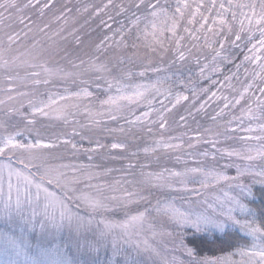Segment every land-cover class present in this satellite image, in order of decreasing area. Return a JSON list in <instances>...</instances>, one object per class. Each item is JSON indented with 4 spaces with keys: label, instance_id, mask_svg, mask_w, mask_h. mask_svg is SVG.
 I'll use <instances>...</instances> for the list:
<instances>
[{
    "label": "snow or ice",
    "instance_id": "snow-or-ice-1",
    "mask_svg": "<svg viewBox=\"0 0 264 264\" xmlns=\"http://www.w3.org/2000/svg\"><path fill=\"white\" fill-rule=\"evenodd\" d=\"M14 6L15 0H0L3 12ZM25 6L49 9L53 0H46L42 5L41 0H28ZM112 7H118V14L125 16L127 26L121 24L113 31L111 24L101 20L104 27L113 31V36H105L88 60L78 58L79 64L75 60L70 61V70L59 65L50 67L44 62L21 61L15 69L7 61L0 63V71L8 73L0 81V116L4 117L0 120V264H264V215L257 222L255 211L249 207L255 195L252 185L258 182L264 187V0H176L171 15L167 0L165 3L160 0H132L128 6L123 3L113 5L112 0H107L96 9L95 14L100 15ZM161 17L162 24L159 23ZM108 19L113 20V17ZM181 21L184 22L186 36L177 34ZM20 23L25 24V19L21 18ZM165 32L172 34L167 39L173 46L174 58L179 61L193 56L192 49L184 45L186 40L194 42L192 48H211L212 62L200 66L201 76L206 70L218 72L217 61L235 64L232 59L235 53L225 54L226 45L239 49L243 44L247 49L243 60L235 64L236 72L224 77V85L231 90L230 94L212 92L206 100L199 102V94L193 90V103L187 110L188 116L193 115L192 109H196L197 113L204 112L212 127L197 131L195 135H188L186 131L178 136L166 135L173 130L166 113H170L182 100L188 101L189 96L173 94L171 88H165V77L151 85H136L131 95L120 98L138 102L146 100V93L151 92L164 96L169 102L174 98L172 109L161 101L159 111L152 109L139 116L131 109L128 115L120 116L117 114L119 106L106 113L113 121L125 119L128 129H119L125 137L131 128L147 129V134L151 135L149 124H152L158 126L160 140L141 146L125 138L108 145L88 137L89 143L95 146L82 149L80 141L86 138L83 128L100 123L96 119L100 113H93L89 107L94 97L90 88L94 85L99 89L102 81L108 91L115 88L121 93L125 86L120 81L134 75L130 70L123 69L113 76L109 64L102 57L107 55L112 45L127 48L129 36L126 33H137V39L150 46L163 47ZM256 33L259 34L258 39H255ZM117 35L120 37L118 41L114 39ZM8 39L12 43L17 42L19 34L15 33ZM201 40L202 45L199 43ZM196 63L200 64L199 56H196ZM245 64L254 67L250 71L244 67ZM242 67L245 79L240 81ZM20 68L24 69L23 75ZM149 69L160 72L159 67L147 65L139 75L145 76ZM109 76L113 79L109 80ZM49 77L71 79L74 83L78 80L76 86L79 90L70 95H50L47 101L34 98V92L21 91L29 85H47ZM233 79L238 81L239 88L231 84ZM177 85L186 86L181 80L177 81ZM201 91L206 94L208 90ZM24 99L28 101L27 114L22 112ZM69 99L78 101L70 105L76 109L75 113L60 106V102L67 106ZM116 99L109 96L100 103L102 106L110 105ZM212 103L215 107L208 112L207 108ZM148 106L151 109V101H148ZM81 111L89 118L90 125L78 127L75 119L69 121V116ZM153 112L155 119H152ZM37 116H54L71 127V132L62 128L46 134L45 130L36 128ZM188 116L180 115L179 121L173 122L177 129L187 128ZM17 117L19 123H12ZM245 118L248 119V126H245ZM253 120L257 121L255 128L251 126ZM241 132L247 135L239 136ZM230 141L233 144L239 142L243 147L237 148L229 144ZM201 145L207 147L201 151ZM61 148L70 149L73 154L120 149L127 154L128 169L132 170V174L135 175L136 168L140 169V179L134 182L138 184V190L123 188L119 189L122 195H105V191L115 192L117 188L108 185L105 189L103 185L92 184L95 175L82 166L52 165L48 162ZM161 151L166 155L178 153L176 163L183 164V170L164 168L159 172H145L148 165L140 162V155L143 154L150 163L151 157L155 156V162L159 163L158 153ZM134 158L135 163L132 162ZM209 158L212 163H205ZM217 158L229 162L218 170L215 167ZM189 162L196 166L188 167ZM227 168H235L236 176H227L224 171ZM193 174L200 179H194ZM246 176L251 177L252 185L241 182ZM82 180L85 183L83 188L79 186ZM221 181L229 182L230 187L234 185V194L225 193L223 202L210 203L203 211L195 212H181L174 208L172 192L187 194L194 191L187 188L188 183L199 182L202 187H208ZM154 189L168 190L167 197H154ZM152 198L156 199L155 204H152ZM118 212L123 214L120 220L114 218ZM229 225L238 227L250 240L235 241L234 245H230L234 250L225 255L198 257L185 242L188 228L199 232L211 226L226 233ZM164 236L172 245L170 250L162 249L156 243L157 237ZM102 252L107 254L103 258Z\"/></svg>",
    "mask_w": 264,
    "mask_h": 264
},
{
    "label": "rangeland",
    "instance_id": "rangeland-1",
    "mask_svg": "<svg viewBox=\"0 0 264 264\" xmlns=\"http://www.w3.org/2000/svg\"><path fill=\"white\" fill-rule=\"evenodd\" d=\"M27 1L28 0H24L23 3L25 4ZM71 2H72L71 5L67 6L65 9L60 10L62 6L56 7L54 11L52 10L51 12L47 14H45V9L42 10L41 7H38L37 13H36L38 17V19L36 20L38 21H36V25L42 28L41 30H43V26H48L52 23H57V24L59 23L61 25L65 24L67 25V27L74 26V28H77V27L79 28L81 24L83 25L85 24L84 20H82L83 15L88 14L91 16L92 12L95 13L97 8L102 7L105 3H107V0H71ZM112 2H113V5L114 4L119 5L123 3L126 6H128L129 0H112ZM167 5L171 6L168 9L169 15H171V13L174 11L176 0H167ZM23 9H25V7L22 8V10L19 11V13L24 12ZM112 12H113V7L104 11V16L107 17L108 13L110 16ZM3 16H5V14L2 11V14H0V20H1L0 21V63L7 61L8 64L15 69L16 65L20 64L21 61L35 62L39 60L42 57V53H43V62H45L46 51H44L43 49H40V47H33L35 45H39L41 37L38 36V38L40 37V39L34 40L32 36L33 41H31L30 38L28 37V32L29 31L33 32L31 29L29 30V28H27V26L30 24L25 23L19 30H8L6 24L3 23L5 19H1ZM105 20L107 21L108 24H111V26L113 27L114 24L111 22V20L109 19H105ZM159 23L161 24L163 23V17H161ZM10 25H11V22L8 26ZM140 27L143 28L144 25L142 24ZM183 27H184V22L181 21L180 26L177 28V34L186 36L187 34L184 33ZM115 30L117 29H113V31ZM34 31L36 33L38 32L39 34L42 33L39 29L34 30ZM113 31H107L106 36L112 37ZM25 32L27 33L25 34ZM15 33H18L19 38H22V39L20 40V42L18 41L19 44L17 45V47L13 49L14 51H11V50L6 49L8 47L5 46V44L10 42L8 39L9 36ZM126 35L129 36L128 43H135L133 40H137L138 44L137 43L136 44L139 47L136 50L133 49L129 51L126 55H123L122 54L123 47L115 48V45H112V47L107 50V55L105 56V59H104L106 63L109 64L110 62L113 66H121L125 64L127 66H132V63H135L137 65L140 64V60L144 58V56L147 55L148 53L150 54V57L152 59L156 60L158 55L162 57V55L167 51H170L171 53L172 51L174 52L172 44L168 42V39H167L171 37L172 35L170 32H165L163 34L162 38L165 39V43L163 47H160L159 45L150 46L143 40L137 39V35H138L137 33H131V34L126 33ZM258 38H259V34L256 33L255 39H258ZM114 39L118 41L120 37L117 35L114 37ZM255 39L253 40V42H255ZM192 43L194 42H189L187 40L184 41V45L186 48L192 49ZM199 43L202 45L203 40H201ZM109 44H111V41H109ZM12 45L13 43L11 42L10 47H12ZM248 46L250 47L251 45L249 44ZM217 47L219 46L217 45ZM226 48H227V51L225 52L226 55H231L232 53H235V55L232 56V59L234 62H236V60L239 59V63H240L243 60V54H247V49L244 47L243 44H241L239 49L231 48L227 45H226ZM197 51L198 53H195L193 51V56L191 57L206 55L207 59H201L200 60L201 62L199 65L195 62L196 64L193 65L192 69L189 68L188 70H181L176 74L165 73V74H161L157 76L156 75L147 76L145 74V76L143 77L139 75L138 77L125 78L123 81H120V83H122L125 86L124 91L121 93H118L115 88H113L112 91H108L106 85L102 86V89H100L97 93L93 92L94 97L92 98V101L89 107L93 113H100V115L96 116V119L100 121V123L92 124L90 127L83 128V134L85 135L86 138L83 141H80L79 146L82 149L93 148L95 145L89 143L88 137H91L93 140L99 139L101 143L108 144V145H110L112 142H115L116 140L123 141L125 140V138L129 142L140 144L141 146H143L144 144H150L153 140H160L161 137L158 134L159 133L158 126L152 125V124H149V127H152L151 135L147 134V129L142 131L139 128H131L129 130V133L125 137V135H121L119 132V129L121 127L128 129V125L126 124L125 119L121 118V119L113 121L108 118V115L106 113L108 111H111L113 108H116L117 106H119V112L117 113L118 115L120 116L128 115V111L129 109H131V111L134 112L135 115L139 116L141 115V113L145 111H150L152 109L159 111L161 109V101L168 108L172 109V105L175 104L174 98H171V102H169V100L165 99L164 96H161L159 94L153 95L151 92L146 93V96H147L146 100L141 99L138 102H129L127 100L121 99L120 97L123 95H131L133 91L135 90L136 85H144V84L151 85V84H154L157 79H164L165 77L167 78L164 83L165 88H171L173 94L179 93L181 95L189 96L188 90L191 88V85L193 82L196 81L199 84H202L204 80L212 79V77L215 76L218 72H221L226 65L233 64V63H228L226 61L223 63H220L219 61H217V63L219 64V69H220L218 72H212V71L206 70L205 74L201 76L200 66L206 63L210 64L212 62L211 55H210L212 50L211 48H198ZM201 58H204V57H201ZM85 60H88V58ZM119 61H124V62L121 63V65H119L120 64ZM244 67L249 68V70L251 71V69L254 66L245 64ZM244 67H242L239 72L240 81H243L245 79ZM159 68L160 70L163 69V67H160V65H159ZM19 71L21 75L24 74L23 68H20ZM235 72H236V68L234 66L229 75H232ZM6 75H8V73H5L4 71H0V81H2ZM48 79L50 82L47 85L45 84H40L36 86L29 85L26 88H21V91L34 92L36 93V96L34 98L47 101L50 95L55 96L58 93L64 94V95H70L72 92L79 90L76 86L77 83L75 85H72L74 82L71 79L62 80L58 77H49ZM180 80H181V83L186 84L185 87H180L177 85V81H180ZM60 81H62L63 84L58 85V82ZM231 84L235 85L237 88L240 87V84L238 83L236 79H233L231 81ZM222 85H224V82L222 81L219 83L212 81L209 84H205L204 89H207L209 93L207 91L206 97H204V99H202L201 102L206 100L208 96L211 95L212 92H217L218 95L220 93H223L225 95L230 94L231 90L226 85H224L223 87ZM7 87H16V86L8 85ZM65 89H67L68 91L66 92ZM201 90L198 92L199 96L201 95V92L203 93V91ZM257 95H259V93H257ZM109 96L116 97L117 99L114 101L113 104L102 106L100 101L106 100ZM148 101H151V109L148 106ZM77 102L78 101L74 99H69L67 106L64 105V102H60V106L65 107V111L75 113L76 109L72 108L70 105L73 103H77ZM182 102H185V101L182 100L179 104H176L175 108L172 109L170 113H166V115L168 116V122L169 124L172 125V129H173L170 133L166 135L177 136L176 130L178 129L176 128V124L173 122L178 121L179 118L175 119V117H173V112H175V109H177ZM27 104H28L27 99H24L23 100L24 108L22 109L23 114H27V112L29 111L27 108ZM17 106L19 107V104H17ZM213 107H215V103H212L207 108V111L211 112ZM237 115H239V112H237ZM257 115H259V113H257ZM155 118H156L155 112H153L152 119H155ZM2 119H4V117L0 116V120ZM73 119H75L78 122V127L79 125H85V126L90 125V120L83 113V111L77 113L75 116H69L70 122ZM36 121H37L36 128L45 130L46 134L54 130H60L62 128H66L67 131L71 132V127L64 125L62 121L56 120L54 116L48 117V118L37 116ZM12 123H19V117H17L16 120L12 121ZM187 126H191V123L188 122ZM245 126H248L247 118H245ZM251 126L253 128L257 127V121L251 122ZM193 127L198 128L197 125H194ZM205 127H206L205 129L212 127V123L210 124L208 123ZM109 129L113 130L115 134H113V132H110ZM199 131L202 132L203 130L199 129ZM107 134L109 136H106ZM238 135L244 136L247 134L241 132V133H238ZM76 140L79 141V137H77ZM229 144H233V142L230 141ZM253 145L255 146V142H253ZM233 146L237 148H241L243 147V144L237 142L233 144ZM206 147L207 145H201L200 150L203 151ZM115 150H120V149H115ZM134 150L135 149H129V151H134ZM112 151H110V149H105V150H100L95 153H86L84 151H81L78 154H73L70 149L65 150L61 148L54 153L55 158H50L48 162L52 165L69 164V165H76L78 168L82 166L84 169H86L87 171H90L91 173L95 175V178L91 181L92 184L103 185L105 186V189H107L108 185H112L113 187L117 188V191L115 192L105 191V195H122V192L119 189H123V188H127L130 191L138 190V184L134 182H138L140 179V176H139L140 169L136 168L135 175H133L132 170L128 169L129 161L128 163H125V165L120 164V166L118 165L117 161H115L114 163H108V160H107L108 152H111V155H113V157H116L115 155L127 156V154L122 153L121 150L119 152H112ZM159 154L162 155L165 153L164 151H161L158 153V155ZM167 155L169 156L166 158ZM167 155L165 156L164 159H160L159 163L155 162L156 160L155 156L151 157V160H152L151 163L149 162V160L145 159L143 154H141L138 159L140 160L142 164L148 165L144 169L145 172H152V171L159 172V171H162L164 168L174 169L177 171L183 170V167H184L183 164L176 163L175 156L178 155V153L177 154L168 153ZM90 156H91V159L89 158ZM200 159L203 160L204 158L200 157ZM132 162L135 163V158L133 159ZM228 162L229 161L227 159L217 158L215 167L218 170L223 169L224 165L227 164ZM205 163L211 164L212 163L211 159L209 158V160L206 161ZM195 166L196 165L191 162H189L188 164V167L190 168L195 167ZM224 171H225V174L229 177L236 176L235 168H227V169H224ZM193 178L197 180L200 179V177L197 174H193ZM241 182L252 185V179L251 177H248V176L244 177ZM256 185H258V182L252 185L253 188ZM79 186L82 188L85 187V183L83 180L81 181ZM187 188L189 190H194V191H189L187 194H184V193L177 194L176 192L171 193V195L175 197L174 208L178 209L181 212L203 211L204 208L207 207V205L210 203H216L217 201L223 202L225 200V193H228V195L234 194V191H233L234 185L230 187L229 182H225V181H221L218 184L216 183L210 184L208 187H202L199 182L188 183ZM145 195H147V192H145ZM167 195H168V190L166 189L164 190L154 189L153 190L154 197L165 199ZM181 195L184 196L183 199H181ZM151 202L152 204H155L156 199L152 198ZM249 207L251 208L250 205ZM114 218L117 220H120L123 218V214L118 212L115 214ZM229 230H236L243 235L241 230L236 226L229 225L226 231H229ZM165 231H171V229H165ZM192 233H202V234H208V235L222 234L220 231L214 230L211 226L199 232L195 231L192 228H188L186 229L185 239L187 236H190ZM149 236H151V234H149ZM141 239H143V237H141ZM248 239L250 240V238ZM156 243L160 244L162 249L170 250L172 247L170 243H167L166 236L157 237ZM105 255L107 254L102 252L101 258H103ZM218 256H222V255H218ZM208 257H216V256H208ZM236 259H239V257H236Z\"/></svg>",
    "mask_w": 264,
    "mask_h": 264
},
{
    "label": "trees",
    "instance_id": "trees-1",
    "mask_svg": "<svg viewBox=\"0 0 264 264\" xmlns=\"http://www.w3.org/2000/svg\"><path fill=\"white\" fill-rule=\"evenodd\" d=\"M24 0H15V6L8 9L6 12H4L5 16H3L1 19H5L3 22L6 24L8 30H19L24 24L20 23V19L24 18L25 23H28L30 25L27 26L29 30L28 37L31 41L33 39L38 40L41 37L39 45H35L33 47H40V49H43L46 51L45 53V62L48 66L55 67L59 65L62 68L69 69L70 70V61L75 60L77 64H79V59H89L90 56L95 54V48L96 45L100 43V41L106 36L108 29L104 27V25L101 24V20L106 21L105 19H108V16H104V12L100 15H96L94 12H92L90 15H83L82 20H84L85 24H81L79 28L73 27H67V25H61L57 23H52L48 26H43L42 28L38 27L36 25V19H38L36 13L38 7H26L25 5L28 4V1L24 4ZM46 2V0H41V5ZM161 3H165V0H160ZM71 0H53V6L49 9H45V14L54 11L56 7H61L60 10L65 9L67 6L71 5ZM132 3V0H129L128 5ZM116 5V4H114ZM24 12L19 13V11L24 8ZM118 7H113V12L110 14L111 17H113V20L111 22L114 24L112 29H119V26L121 27V24L124 26H127V20L123 14H118ZM3 10H0L2 12ZM11 14V15H10ZM89 20V21H88ZM1 21V20H0ZM33 21V22H32ZM118 21L119 23H117ZM11 22V25L8 26ZM32 23V25H31ZM142 25V24H141ZM140 25V26H141ZM42 32L39 34L36 33L34 30H38ZM25 32V34L27 33ZM33 36V39H32ZM38 36H40L38 38ZM22 38H19V42ZM14 42L12 47H10L11 42H8L5 44L7 46L8 50L14 51L13 49L17 47L19 42ZM135 43H128L127 48H123V55H126L131 50H136L139 46L137 45V40H133ZM132 41V42H133ZM37 43V42H36ZM137 43V44H136ZM135 44V47H132V45ZM116 48V46H115ZM34 49V48H33ZM37 49V48H35ZM39 49V50H40ZM198 48H192V51L195 53H198ZM145 51V50H144ZM33 53V52H32ZM187 55V54H186ZM204 57V58H201ZM206 55H200L199 60L205 59ZM79 58V59H78ZM102 59H105V56L102 57ZM159 60V61H158ZM35 62H43V53L42 57L35 61ZM106 62V61H104ZM109 62V61H108ZM196 57H188L186 61H179L178 59L174 58V52L172 53L170 51L165 52L162 57L158 55L157 59L154 60L150 57V54L144 56L140 60V64L132 63V66L119 65L121 66H113L109 62V68L113 72V76H116L121 70L128 69L131 73H134L131 77H138L139 73L142 71H145V67L147 65H153V67H163L162 70H160L159 73L151 71L149 69L146 72L147 76H157L165 73H172L176 74L181 70H188L189 68H193V65L196 63ZM201 62V61H200ZM239 63V59L236 60L235 64ZM235 64H229L224 67V69L221 72H218L215 76L212 77V79H206L202 84H199L198 82H193L191 85V88L188 90L189 100L182 102L177 109H175V112H173V117L179 118L180 115L188 116V109L192 107L193 103V90H195L196 93H198L201 89L205 88V84H209L212 81L215 82H224V77L229 75L232 71V68L235 66ZM136 67H135V66ZM156 73V74H155ZM94 78V77H93ZM109 80H112L113 77L109 76L107 77ZM128 78V77H127ZM79 81L77 80L72 85H75ZM63 84L62 81L58 82V85ZM70 85V84H69ZM102 86H104V83L100 81V88L97 89L94 85L90 88L91 91L94 93H97L100 89H102ZM209 93V91H208ZM207 94L205 92H201V95L198 96L199 102H201L204 97H206ZM199 103H197L198 107ZM209 112V111H208ZM239 112V111H237ZM192 116H188V122L191 123V126H187V128H180L176 130V135H181L183 132H187L188 135H195L197 131L204 130L206 125L211 123L208 116L205 115L204 112L197 113L195 109H192ZM179 121V120H178ZM252 122H255L253 120ZM193 124V125H192ZM194 125H197L198 128L193 127ZM175 134V132H174ZM106 136H109L108 134ZM109 151V150H108ZM110 151H112L110 149ZM120 150H113L112 152H119ZM123 153V152H122ZM177 154V153H175ZM115 155V154H114ZM113 157V155H108L107 160L108 163H114L117 161L118 165L120 164L125 165V163H128V159L125 155ZM160 159H164L166 154H159ZM169 155L166 156V158ZM254 192V198L251 199L249 202V205L256 213V219L257 222H259V219L262 215H264V187H262L259 183L253 188ZM245 239H248L247 237H244L241 233H239L236 230H229L226 231V233L222 234H214V235H208V234H202V233H192L190 236H187L185 239V242L195 250L197 256L204 257V256H218L226 254L229 251H233L234 249L230 247V245H234L235 241L240 240L243 242ZM249 240V239H248Z\"/></svg>",
    "mask_w": 264,
    "mask_h": 264
}]
</instances>
